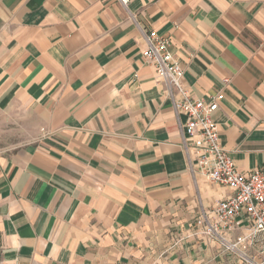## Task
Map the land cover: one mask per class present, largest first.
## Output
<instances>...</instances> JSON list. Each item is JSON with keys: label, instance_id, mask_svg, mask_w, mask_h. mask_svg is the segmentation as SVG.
Here are the masks:
<instances>
[{"label": "crops", "instance_id": "1", "mask_svg": "<svg viewBox=\"0 0 264 264\" xmlns=\"http://www.w3.org/2000/svg\"><path fill=\"white\" fill-rule=\"evenodd\" d=\"M150 28L222 90L237 170L264 165V0H0V264H222L188 234L231 191L187 171Z\"/></svg>", "mask_w": 264, "mask_h": 264}, {"label": "built area", "instance_id": "2", "mask_svg": "<svg viewBox=\"0 0 264 264\" xmlns=\"http://www.w3.org/2000/svg\"><path fill=\"white\" fill-rule=\"evenodd\" d=\"M126 8L129 0H118ZM142 56L154 68L174 113L186 168L194 184L201 177L228 187L230 194L205 206L197 193V210L189 237L215 243L240 264H264V165L240 172L219 138L213 113L222 90L207 99L184 84V67L171 53L169 38L150 28L142 31Z\"/></svg>", "mask_w": 264, "mask_h": 264}, {"label": "rangeland", "instance_id": "3", "mask_svg": "<svg viewBox=\"0 0 264 264\" xmlns=\"http://www.w3.org/2000/svg\"><path fill=\"white\" fill-rule=\"evenodd\" d=\"M222 256H224L223 258V261H222V264H237L233 261V259H231L230 257H226L224 254L221 253Z\"/></svg>", "mask_w": 264, "mask_h": 264}]
</instances>
